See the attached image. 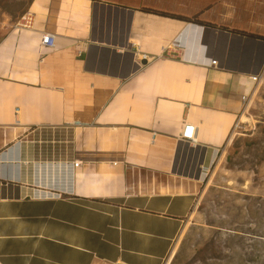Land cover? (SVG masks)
Here are the masks:
<instances>
[{
    "label": "crops",
    "instance_id": "obj_1",
    "mask_svg": "<svg viewBox=\"0 0 264 264\" xmlns=\"http://www.w3.org/2000/svg\"><path fill=\"white\" fill-rule=\"evenodd\" d=\"M54 1V15L66 21L55 28L38 15V27L57 35L56 51L42 55L39 32L8 31L0 41V264H166L242 109L240 96L252 88L238 70L260 45L243 49L235 34L183 23V34L202 37L178 57L170 22H181L149 15L163 22L132 25L116 41L104 27L119 37L127 29L120 18L134 13L93 3L88 23L91 1ZM143 53L149 62L139 66ZM214 58L227 70L210 67ZM186 120L197 127L199 180L171 172ZM72 122L81 126L69 134ZM66 157L82 162L74 194L29 199L64 184Z\"/></svg>",
    "mask_w": 264,
    "mask_h": 264
},
{
    "label": "rangeland",
    "instance_id": "obj_2",
    "mask_svg": "<svg viewBox=\"0 0 264 264\" xmlns=\"http://www.w3.org/2000/svg\"><path fill=\"white\" fill-rule=\"evenodd\" d=\"M36 1L0 0V41L8 31L13 30ZM44 1L45 6L36 4L31 11L37 12L43 23L59 28L57 23L66 20L54 15L60 12L55 8V1ZM88 1L91 3L85 7L86 12L93 3L133 11L131 17L120 18V23L124 21L121 26L125 23L127 25L128 30L125 28V34L121 29L118 37L115 27L109 25L104 27L107 34L110 31L114 33L116 41H122L128 36L134 25L146 29L150 24L163 22L149 15L142 16L140 12L142 9L187 18L197 17L217 28L226 27L264 36V0ZM66 4L73 6L71 3ZM96 17V14L92 15L95 36ZM85 18L88 23L91 21L89 12L83 16V19ZM109 18L110 16L108 20ZM170 23L173 24L174 31L172 39L177 36L179 44L174 51L168 50L172 55L178 57L184 55L182 46L198 48L201 35H196L194 29L189 30L190 36L183 34L187 26L184 27L183 23L178 22ZM104 30H100L102 35L98 37L99 42H104L101 39L110 38L105 37ZM234 42L241 43L243 48L247 45V42L241 40ZM166 51L165 48L164 55ZM225 66L231 67V64ZM244 66L241 70L245 72L262 69L261 83L252 87L247 101L242 105L227 141L220 149L198 191L195 205L186 219L188 225L180 233L174 257L171 255L172 259L170 257L166 264H264V45L259 47V55L255 61ZM241 117L246 122L241 123ZM67 132L70 134V130ZM199 156L198 153L194 156L184 155L176 162L175 167L192 174L195 172L193 167Z\"/></svg>",
    "mask_w": 264,
    "mask_h": 264
},
{
    "label": "built area",
    "instance_id": "obj_3",
    "mask_svg": "<svg viewBox=\"0 0 264 264\" xmlns=\"http://www.w3.org/2000/svg\"><path fill=\"white\" fill-rule=\"evenodd\" d=\"M33 5V4H32ZM29 8L28 12L25 13L20 21L15 25L13 28V32H39L40 37V43H39V50L42 53V55L50 54L54 51H56L58 47V37L53 32L47 31L44 28H39L38 25L40 24V21L38 19V14L34 10H32L33 6ZM173 49H175L174 46H170ZM168 48V47H167ZM174 51V50H173ZM160 57V55H159ZM146 60V63L149 62V58L147 57L146 53H143L142 59ZM140 66V65H139ZM143 66V65H142ZM210 67H213L215 69H218L219 61L214 58L210 61L209 64ZM247 80L251 83L252 87L254 85H259L262 80L263 71L262 69L257 71H248L247 74ZM252 89V88H251ZM250 89V91H251ZM249 91V93H250ZM249 93H242L240 96V100L242 102V105L247 101ZM81 124L79 122H72L71 125H67L66 128L71 130V128L79 127ZM180 132L178 134L177 140L179 143L178 146V152L175 157V163L174 167L172 168L171 172L175 175L190 178V179H197L199 180L201 176L203 175V167L200 166V158L194 165V171L192 174L190 172L185 173L184 171H180L176 166V162L182 159V157L185 155H192L194 156L195 153H198L201 155L200 150L198 149L199 143H198V137H197V127L189 122V121H183L181 125ZM200 157V156H199ZM67 158V165L65 168V174L63 177L64 184L56 185H47L46 188H49V190L46 189H40L34 191L29 197V199L32 200H60L63 198V196H72L74 194V187H73V176L74 171L78 169L81 166V161L76 158ZM193 160V159H192ZM117 164V163H114Z\"/></svg>",
    "mask_w": 264,
    "mask_h": 264
},
{
    "label": "trees",
    "instance_id": "obj_4",
    "mask_svg": "<svg viewBox=\"0 0 264 264\" xmlns=\"http://www.w3.org/2000/svg\"><path fill=\"white\" fill-rule=\"evenodd\" d=\"M140 12H142L143 14H146V15H153V16H156V17H159V18L169 19V20H173V21H178V22H181V23H188V24H192V25H195V26H201V27H206V28H210V29H216V30H220V31L223 30V31L230 32L232 34H235V35H238V36H241V37L254 39V40H259V41H263L264 42V36L263 35L249 33V32H245V31L237 30V29H227L226 27L217 28L213 24L205 22V21H203L201 19H198L197 17L187 18V17H183V16H179V15L169 14V13L162 12V11L152 10V9H142V10H140Z\"/></svg>",
    "mask_w": 264,
    "mask_h": 264
},
{
    "label": "water",
    "instance_id": "obj_5",
    "mask_svg": "<svg viewBox=\"0 0 264 264\" xmlns=\"http://www.w3.org/2000/svg\"><path fill=\"white\" fill-rule=\"evenodd\" d=\"M115 9L116 10H121V11H123V12H126V11H128L130 14H132L133 13V11H130V10H127V9H124V8H118V7H115ZM200 28H202V27H200ZM207 31H210V32H216V33H218L219 34V36H221V35H225V36H227V35H230V34H228V32H223V31H216V30H214V29H210V28H205ZM233 37H235V38H238V39H243V40H245L246 42H249V43H252V44H254V45H264V42L263 41H259V40H254V39H249V38H245V37H241V36H238V35H232ZM141 65H146V60H142L141 61ZM219 68H223V69H225V70H227L226 68H224V67H222V66H220Z\"/></svg>",
    "mask_w": 264,
    "mask_h": 264
},
{
    "label": "bare ground",
    "instance_id": "obj_6",
    "mask_svg": "<svg viewBox=\"0 0 264 264\" xmlns=\"http://www.w3.org/2000/svg\"><path fill=\"white\" fill-rule=\"evenodd\" d=\"M112 21H113V19H112ZM226 67V66H225ZM228 68H231V67H228ZM239 72H241V73H246L244 70H238ZM240 122L241 123H244V122H246V120L243 118V117H241V120H240ZM13 189V188H12ZM2 190V189H1ZM4 190V189H3ZM12 191V190H11ZM164 191V190H163ZM182 191V190H181ZM8 192V191H7ZM165 192H167V190L165 191ZM164 192V193H165ZM7 194V193H6ZM2 195V194H1ZM9 195H10V193H9Z\"/></svg>",
    "mask_w": 264,
    "mask_h": 264
},
{
    "label": "flooded vegetation",
    "instance_id": "obj_7",
    "mask_svg": "<svg viewBox=\"0 0 264 264\" xmlns=\"http://www.w3.org/2000/svg\"><path fill=\"white\" fill-rule=\"evenodd\" d=\"M246 44H247L246 47H244L243 49L250 50V49H253V48L256 47V46H254L252 43H249V42H247Z\"/></svg>",
    "mask_w": 264,
    "mask_h": 264
}]
</instances>
